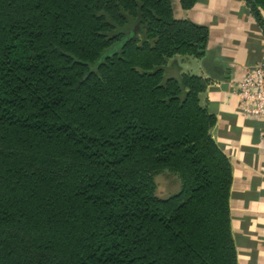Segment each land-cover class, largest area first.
<instances>
[{"label": "trees", "instance_id": "obj_1", "mask_svg": "<svg viewBox=\"0 0 264 264\" xmlns=\"http://www.w3.org/2000/svg\"><path fill=\"white\" fill-rule=\"evenodd\" d=\"M207 39L171 0H0V264H237L208 82L168 64Z\"/></svg>", "mask_w": 264, "mask_h": 264}, {"label": "crops", "instance_id": "obj_2", "mask_svg": "<svg viewBox=\"0 0 264 264\" xmlns=\"http://www.w3.org/2000/svg\"><path fill=\"white\" fill-rule=\"evenodd\" d=\"M174 16L206 26L203 58L176 55L181 73L207 80L201 104L215 116L210 133L231 164V235L237 264H264V118H245L234 93L246 70L264 64V14L257 22L243 0H199L188 10L171 0Z\"/></svg>", "mask_w": 264, "mask_h": 264}, {"label": "built area", "instance_id": "obj_3", "mask_svg": "<svg viewBox=\"0 0 264 264\" xmlns=\"http://www.w3.org/2000/svg\"><path fill=\"white\" fill-rule=\"evenodd\" d=\"M234 93L238 98V111L245 118H264V64L246 70ZM264 148V135L262 138Z\"/></svg>", "mask_w": 264, "mask_h": 264}, {"label": "rangeland", "instance_id": "obj_4", "mask_svg": "<svg viewBox=\"0 0 264 264\" xmlns=\"http://www.w3.org/2000/svg\"><path fill=\"white\" fill-rule=\"evenodd\" d=\"M138 36L140 37L141 33ZM155 180L157 183L156 193L160 198H166L179 190V180L167 172L159 174Z\"/></svg>", "mask_w": 264, "mask_h": 264}]
</instances>
